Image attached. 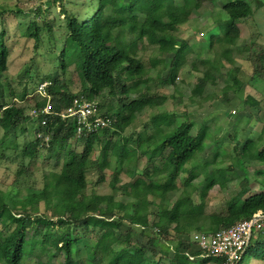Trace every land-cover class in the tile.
I'll list each match as a JSON object with an SVG mask.
<instances>
[{
  "label": "trees",
  "instance_id": "1",
  "mask_svg": "<svg viewBox=\"0 0 264 264\" xmlns=\"http://www.w3.org/2000/svg\"><path fill=\"white\" fill-rule=\"evenodd\" d=\"M206 1L212 3V9L204 5ZM250 2L83 0L74 3L77 10H73L67 9L63 0H52L63 14L64 42L52 51V60L58 64L55 72L39 83L50 82L46 91L51 95L53 113L41 126L39 118H32L27 111L43 107L44 99L24 89L20 101H15L18 95L8 90L3 96L0 89V160L6 159L9 150L20 158L10 182H6L5 175L0 177V264H124L130 255L139 259L138 264H227L225 257L205 255L191 242V234H212L248 220L257 212L264 213V180L258 181L263 190L251 193L245 177L239 183L240 193L225 200L223 210L208 213L206 195L218 182L207 179L195 203L190 189L198 174L193 167L187 168L204 149L203 128L192 135L191 121L177 123L175 113L164 111L143 123L146 132L152 130L145 137L132 133L118 142L115 137L145 110L167 101L165 95L149 91L153 71L157 81L179 91L175 84L183 67L179 60L193 45L179 38L177 30L194 17H212L215 30L200 42L201 52L211 58L199 59V65L207 66L190 89L191 102L208 99L204 96L206 86L214 85L225 63L236 64L235 52L249 53L253 73L264 74V45L255 40L238 45L242 33L239 25L252 14ZM4 14L15 13L4 10ZM45 27L51 32L50 26ZM24 36L39 40L37 22L28 24ZM5 37L2 28L0 72L6 68L8 55ZM140 44L153 47L158 56L171 57L169 61L147 60L138 53ZM200 54L197 52V57ZM191 68L195 70L196 66ZM72 75L79 81L77 93L67 87L66 77ZM103 93L117 102L116 107L110 101L98 103L100 114L110 119L109 126L77 137L74 124L62 120L61 112L74 97L93 101ZM243 102L254 106L260 103L249 94ZM27 133L32 138L20 144L18 138ZM38 133L42 138L37 137ZM73 141L82 145L80 152L74 149ZM238 147L240 153L235 156L242 154L249 162L263 165L254 173L264 177V125L255 139H246L241 145L236 142L234 149ZM95 150L98 154L93 158ZM41 151H46L47 161L61 162L59 171L42 175L40 186L29 185L26 178L18 180L30 171ZM110 158H116L120 165L112 172L111 192L87 194V173L96 171L95 184H100ZM142 158L145 165L141 168ZM152 168L158 173L153 174ZM184 171L187 176L180 188L177 181ZM119 172L133 181L116 186ZM131 188L145 189L150 199L134 196L125 200V191ZM245 191L250 194L241 200ZM168 193L179 194L170 203ZM118 195L122 199L117 200ZM151 207L157 211H151ZM234 264H264V230L251 234Z\"/></svg>",
  "mask_w": 264,
  "mask_h": 264
},
{
  "label": "rangeland",
  "instance_id": "2",
  "mask_svg": "<svg viewBox=\"0 0 264 264\" xmlns=\"http://www.w3.org/2000/svg\"><path fill=\"white\" fill-rule=\"evenodd\" d=\"M82 1L63 0L66 8L73 10H77L73 7V4ZM204 5L208 9H212L213 6L209 1H206ZM250 6L251 16L239 25L242 31L238 43L240 47L248 45L250 41L254 40L258 44L264 45V0H252ZM17 9L20 12L17 13ZM4 10H10L15 14L6 15ZM32 21L37 22L39 26V40L36 42L32 38L24 36L26 27ZM62 21L63 14L60 12L58 4H53L52 0H0V31L2 28L6 31L5 40L8 52L6 68L3 72H0V89L3 96L7 94L8 90H11L18 95L15 96L14 100L20 101V94L26 89L30 92V95L35 94L37 97L36 89L39 82L42 81L44 76H51L58 66L57 61L52 60V51H56V48L63 45L65 31ZM45 26H50L51 32H48V28ZM214 30L213 18L209 16L194 17L178 28V37L186 39L189 45H193V48L189 49L179 60L183 64L175 81L179 91L172 90L157 81L154 78L156 71H153L151 74L153 78L149 82V91L165 95L167 101L162 106L145 110L142 115L131 122L130 126L120 136L115 137L116 142L122 136L128 137L132 133L141 134L145 137L147 134L152 133V130L146 132L143 123L157 113L164 111L175 113L177 123L191 121L193 123L192 135L203 128L201 133L206 134V137L204 135V149L196 156L194 162H189L187 168L193 167L194 173L198 174L190 189L195 203L199 202V191L207 179L212 178L218 182L208 190L206 195V211L208 213L223 210L225 200L240 193L239 183L245 177L248 180L247 187H245L249 189V192H258L264 188L258 184V181L264 180V177L256 176L254 173L256 170L261 169L263 165L256 161L249 162L242 154L235 156L240 151L239 147L236 150L234 149L236 142L241 145L246 139H255L264 125V74L253 73L251 62L248 59L249 53L246 51L235 52L236 64L225 63L220 68L214 85H208L205 88L204 96L208 99L195 102L189 100L190 89L193 87L196 77L207 66V64L199 65V59L204 57L209 60L211 58V55L201 52L200 42L204 41L207 34ZM197 52L201 53L199 57H197ZM138 53L147 60L157 58L169 61L171 57V55L165 54L158 56L153 47L141 46V44L138 45ZM192 65L196 66L195 70H192ZM161 67L160 64L158 68ZM234 79L237 80V86L234 85ZM66 83L72 93L79 91V81L75 76H67ZM223 90L227 92L226 96ZM105 94L103 93L95 101L101 105L110 101L116 107V100H109ZM170 94L173 97L169 96ZM246 94L251 95L255 101L260 103L254 106L243 102ZM233 111L234 113H232ZM27 113L29 115L30 109ZM30 127V125H27L28 129ZM31 138L32 134L27 133L25 136L19 137L18 141L21 144ZM129 145L132 146L131 143ZM73 147L77 152L82 149V145L75 141H73ZM5 154L7 155L5 156L6 159L0 160V177L5 175L6 182H10L13 178L12 173L18 168L17 164L20 158L15 157L10 150L6 151ZM97 154L98 150H95L92 157H96ZM45 157L46 151H41L38 158L30 165V171L23 173L18 180L26 178L25 181L29 185L40 186L43 180L42 175L43 177L50 176L51 172L59 171L61 162L47 161ZM110 159V165L104 168V181L100 184H95L96 171L91 170L87 173V194L103 195L111 192V187L114 185L112 172L114 168L115 171L118 170L120 165L116 158L115 160L114 158ZM144 165L145 158H142L140 167L142 168ZM157 170L152 168V173H158ZM186 176L187 173L184 171L180 180L177 181L178 187L181 188L182 179L184 180ZM130 180L124 172H119L118 181L115 180V185L119 186ZM139 191L134 188L128 189L125 191L123 198L126 200L136 196L141 199H150L145 189ZM249 192L245 191L240 199L243 200L250 194ZM178 194L168 193L167 197L170 203L176 199ZM116 199H122V195H118ZM151 211L156 212V207H151ZM47 239H45V244H47ZM172 250L171 248L170 254L173 253ZM138 263L139 259L130 255L124 264ZM208 264L215 263L210 262Z\"/></svg>",
  "mask_w": 264,
  "mask_h": 264
},
{
  "label": "built area",
  "instance_id": "3",
  "mask_svg": "<svg viewBox=\"0 0 264 264\" xmlns=\"http://www.w3.org/2000/svg\"><path fill=\"white\" fill-rule=\"evenodd\" d=\"M49 84L50 82L47 81L38 84L36 95L44 99L45 104L41 108H32L29 113L32 118H39L41 126L46 124L47 119L53 113L51 95L46 91ZM60 117L74 124L77 137L82 133L98 132L110 124V119L100 114L98 103L84 97L72 98L66 109L61 112ZM37 137L42 138V133H38ZM43 139L45 142L48 141L47 136ZM262 229H264V213L257 212L250 219L237 222L228 229L212 234L193 233L191 242L198 245L205 255L222 256L226 258L227 264H234V260L239 258L246 247L251 234Z\"/></svg>",
  "mask_w": 264,
  "mask_h": 264
}]
</instances>
